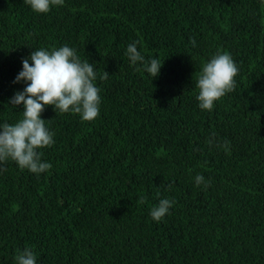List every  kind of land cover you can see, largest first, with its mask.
<instances>
[{
    "label": "trees",
    "instance_id": "16d2710c",
    "mask_svg": "<svg viewBox=\"0 0 264 264\" xmlns=\"http://www.w3.org/2000/svg\"><path fill=\"white\" fill-rule=\"evenodd\" d=\"M133 42L164 62L158 77L130 66ZM63 45L94 65L99 115L47 106L52 167L0 163V264L25 247L38 264H264V3L65 0L37 14L0 0V123L22 117L9 103L22 58ZM217 51L235 90L201 110L195 81ZM162 198L174 205L157 223Z\"/></svg>",
    "mask_w": 264,
    "mask_h": 264
},
{
    "label": "clouds",
    "instance_id": "9594fccd",
    "mask_svg": "<svg viewBox=\"0 0 264 264\" xmlns=\"http://www.w3.org/2000/svg\"><path fill=\"white\" fill-rule=\"evenodd\" d=\"M37 14H46L53 7H62L65 0H24ZM264 3V0H261ZM195 40L192 44L195 45ZM125 56L130 66L139 65L152 79L161 74L163 63L158 58L146 59L138 51L136 42L127 45ZM139 70V69H138ZM238 67L227 52L217 51L205 62L195 81L198 89L196 100L201 110L212 111L215 103L235 90ZM94 65L82 60L75 48L63 45L51 50L34 49L22 58V69L14 83L23 84L10 97L9 103L16 108L22 106V117L14 124L0 123V163L9 159L19 169L39 176L52 165L42 160L39 151L51 147L54 133L46 126L42 113L52 106L56 113L78 114L82 121H92L100 111V90L95 81ZM197 186L208 187L211 183L201 174L195 176ZM174 205V201L162 198L150 209V217L160 222ZM15 264H38L37 253L29 247L18 250Z\"/></svg>",
    "mask_w": 264,
    "mask_h": 264
}]
</instances>
